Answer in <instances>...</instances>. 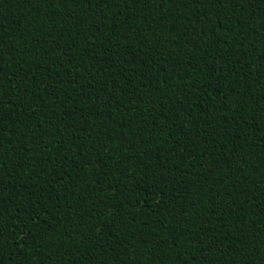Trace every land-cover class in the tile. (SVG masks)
<instances>
[{
  "label": "trees",
  "instance_id": "trees-1",
  "mask_svg": "<svg viewBox=\"0 0 264 264\" xmlns=\"http://www.w3.org/2000/svg\"><path fill=\"white\" fill-rule=\"evenodd\" d=\"M0 264H264V0H0Z\"/></svg>",
  "mask_w": 264,
  "mask_h": 264
}]
</instances>
